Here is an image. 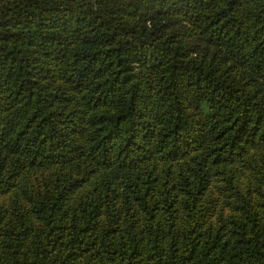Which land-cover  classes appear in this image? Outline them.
<instances>
[{
  "label": "trees",
  "instance_id": "obj_1",
  "mask_svg": "<svg viewBox=\"0 0 264 264\" xmlns=\"http://www.w3.org/2000/svg\"><path fill=\"white\" fill-rule=\"evenodd\" d=\"M0 264H264V0H0Z\"/></svg>",
  "mask_w": 264,
  "mask_h": 264
}]
</instances>
